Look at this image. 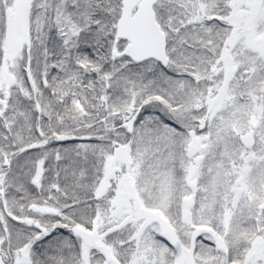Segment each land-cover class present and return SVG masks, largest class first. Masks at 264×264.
<instances>
[{
    "label": "snow or ice",
    "instance_id": "6c2138e0",
    "mask_svg": "<svg viewBox=\"0 0 264 264\" xmlns=\"http://www.w3.org/2000/svg\"><path fill=\"white\" fill-rule=\"evenodd\" d=\"M0 264H264V0H0Z\"/></svg>",
    "mask_w": 264,
    "mask_h": 264
}]
</instances>
